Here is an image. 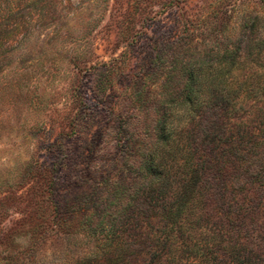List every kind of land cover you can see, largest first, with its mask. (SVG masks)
<instances>
[{
    "label": "rangeland",
    "instance_id": "374dc122",
    "mask_svg": "<svg viewBox=\"0 0 264 264\" xmlns=\"http://www.w3.org/2000/svg\"><path fill=\"white\" fill-rule=\"evenodd\" d=\"M262 4L0 0V260L60 264L92 249L142 175L171 55L236 37Z\"/></svg>",
    "mask_w": 264,
    "mask_h": 264
},
{
    "label": "trees",
    "instance_id": "16d2710c",
    "mask_svg": "<svg viewBox=\"0 0 264 264\" xmlns=\"http://www.w3.org/2000/svg\"><path fill=\"white\" fill-rule=\"evenodd\" d=\"M262 28L256 15L236 37L171 55L142 175L92 249L60 264H264ZM153 56L161 72L166 57Z\"/></svg>",
    "mask_w": 264,
    "mask_h": 264
}]
</instances>
